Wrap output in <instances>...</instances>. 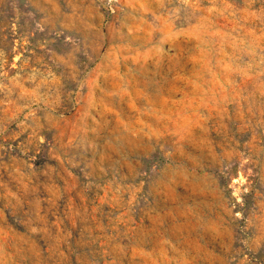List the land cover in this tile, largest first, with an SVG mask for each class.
I'll return each instance as SVG.
<instances>
[{"label":"rangeland","instance_id":"374dc122","mask_svg":"<svg viewBox=\"0 0 264 264\" xmlns=\"http://www.w3.org/2000/svg\"><path fill=\"white\" fill-rule=\"evenodd\" d=\"M0 264H264V0H0Z\"/></svg>","mask_w":264,"mask_h":264}]
</instances>
